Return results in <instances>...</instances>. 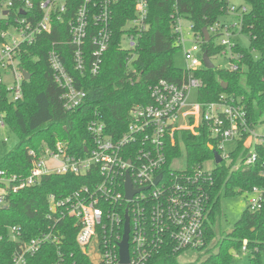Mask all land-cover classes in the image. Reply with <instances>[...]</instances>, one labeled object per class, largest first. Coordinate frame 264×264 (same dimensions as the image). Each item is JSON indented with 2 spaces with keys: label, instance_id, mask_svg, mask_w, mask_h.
I'll use <instances>...</instances> for the list:
<instances>
[{
  "label": "built area",
  "instance_id": "obj_1",
  "mask_svg": "<svg viewBox=\"0 0 264 264\" xmlns=\"http://www.w3.org/2000/svg\"><path fill=\"white\" fill-rule=\"evenodd\" d=\"M118 1L42 0L35 6L32 0H3L0 20H5L7 29L1 32L0 98L2 85H7L12 101L23 98L25 71L20 67L23 48L33 45L44 33L50 34L57 22H68L70 40L53 45L74 47L75 69L81 73L89 69L97 75L113 38V8ZM148 11L149 0H136V16L124 27L123 46L126 41L133 46L134 35L149 29ZM248 12L247 4L234 5L233 0H226L225 16L234 17V21L220 20L209 31L210 37L217 38L218 44L226 48L223 55L230 54L228 69L232 72L246 70L245 65H240L242 55L235 53L234 48L238 35L243 34V18ZM172 18L186 70L190 73L186 82L178 85L160 80L151 87V102L132 111L127 130L118 138L107 132L104 122L93 120L88 126L92 145L85 157L70 155L66 146L58 143L54 149L45 148L39 157L35 151L27 150L28 156L34 159L27 177L0 171V183L4 185L0 187V207L6 206L8 190L16 193L36 186L45 177L72 174L89 177L90 181V185L65 198L49 196L48 219L54 224L30 242L21 243L19 227L9 229L8 239L20 242L12 264H27L28 258L46 244L60 246L62 240L58 232L70 220H74L77 229L76 241L91 264H121L120 244L125 235L126 217L130 227L129 264H147L152 253L167 243H172L177 252L200 251L205 247L212 210L213 170L204 166L178 169L173 166L176 160L168 167L169 145H175L177 132L188 130L197 134L203 128L223 162H231V153L238 142L245 139V145L251 150L246 159H238L235 167L238 169L256 163L255 146L264 144V131L258 134V125L252 126L242 99L223 95L213 103L202 104L197 100L190 103L191 93L198 92L204 85L192 73L206 68L202 50L206 41L194 33L191 24L193 39L186 47L184 19L178 12ZM62 56L60 51L52 49L49 63L55 83L64 91L60 106L72 111L83 104L86 93L76 87ZM182 120L186 124H182ZM6 127L5 116L0 113V129ZM227 143L236 146L229 151ZM128 176L136 192L132 200L126 197ZM246 194L249 211L263 208L264 188L254 187ZM247 246L245 240L241 252L247 254ZM89 249L97 250V260L91 259Z\"/></svg>",
  "mask_w": 264,
  "mask_h": 264
},
{
  "label": "trees",
  "instance_id": "obj_2",
  "mask_svg": "<svg viewBox=\"0 0 264 264\" xmlns=\"http://www.w3.org/2000/svg\"><path fill=\"white\" fill-rule=\"evenodd\" d=\"M32 1L38 6L42 0ZM2 2L0 0V5ZM244 2L249 12L244 15L242 33L249 39V48L237 43L234 52L242 55L240 65H245L246 70L232 72L216 67L203 68L192 75L204 83L197 92L198 102H217L223 95L242 99L254 127L264 124V0ZM135 5L136 0H119L114 6L113 38L97 75L89 69L83 73L75 69L74 47L53 45L70 40L68 22L55 23L50 34L44 33L33 45L23 48L20 67L31 76L23 82V98L12 101L7 85L1 86L0 113L5 116L6 126L14 131L19 142L0 159V171L27 177L34 161L27 150L35 151L39 157L45 148L54 149L58 143L65 145L70 155L85 157L86 150H90L92 145L88 126L96 119L104 122L110 135L120 137L130 124L132 111L151 102V87L160 80L182 85L190 76L186 69L174 64V55L181 51V47L172 16L178 12L201 37H204V29L209 32L218 21L226 19V0H178L177 4L149 0V29L138 35L133 33L134 45L124 49V27L135 18ZM6 29V22L1 19L0 44L3 42L1 32ZM210 39L203 42L202 50L212 60L223 55L226 48L216 44L213 36ZM52 49L63 54L76 87L86 93L83 104L75 110L65 111L60 106L64 91L53 78L49 63ZM256 53L261 56L256 58ZM211 147L218 150L203 128L197 134L188 130L177 132L175 145H169L168 167L182 157L183 148L189 168L215 161ZM250 150L245 139L239 141L231 153L232 161H224L213 170L212 210L206 245L200 250L205 251V258L193 263H180L179 257L183 252L175 251L173 244L167 243L152 253L147 264H232L234 254L241 252L245 240L248 241V264H264V205L257 212L247 208L230 235V230L221 233L219 228L222 197L243 194L254 187L264 188V144L255 146L258 159L254 165L235 168L238 159H246ZM86 185H90L89 177L67 174L45 177L36 186L16 193L8 190L6 206L0 207V264H12L19 249L20 242L8 239L11 227L21 229V243L30 242L54 224L48 219L49 196L65 198ZM58 233L61 245H44L36 255L28 258L27 264H91L76 241L74 220L65 223ZM214 241L213 247L208 248Z\"/></svg>",
  "mask_w": 264,
  "mask_h": 264
},
{
  "label": "rangeland",
  "instance_id": "obj_3",
  "mask_svg": "<svg viewBox=\"0 0 264 264\" xmlns=\"http://www.w3.org/2000/svg\"><path fill=\"white\" fill-rule=\"evenodd\" d=\"M234 5L246 4L243 0H233ZM234 17H227L224 21H234ZM184 28V37L187 40L186 47L191 45V41L193 39L191 33V23L188 20L183 21ZM211 40V39H210ZM236 41L240 46L247 49L249 48V39L244 34H239ZM214 42L216 44L219 43V40L214 37ZM130 48V42L126 41L124 43V49ZM230 54L227 56L218 55L217 57L212 59V63L216 68L219 69H228L230 67ZM256 58H259L261 55L259 53L254 54ZM174 64L176 67L180 69H186V60L184 58L183 51L181 50L179 53L174 55ZM197 99V91H193L190 95L189 101L190 103L196 102ZM182 124H186L185 120L181 121ZM192 128V127H191ZM264 131L263 125H258L257 133L262 134ZM19 142L18 136L10 129L6 127L5 129H0V159L3 158L9 151H11ZM235 143H227V150L232 151L235 148ZM173 166L178 169H185L187 167V159L186 153L183 148L182 157L176 160L173 163ZM205 169L214 170L217 165L214 160L206 161L203 164ZM249 206V196L246 193L243 194H235L231 196H224L221 200V215H220V223L219 228L221 233H225L228 230H231L234 225L241 219L243 213L247 210ZM220 233V234H221ZM219 237H221L219 235ZM215 241L208 247L212 248ZM89 256L92 260H97V250L89 249ZM205 258V251H185L179 257L180 263H193L199 260H203ZM250 261L249 255L243 252L235 253L232 264H248Z\"/></svg>",
  "mask_w": 264,
  "mask_h": 264
},
{
  "label": "water",
  "instance_id": "obj_4",
  "mask_svg": "<svg viewBox=\"0 0 264 264\" xmlns=\"http://www.w3.org/2000/svg\"><path fill=\"white\" fill-rule=\"evenodd\" d=\"M203 33H204L205 41L209 42L210 41V35H209L208 30L204 29ZM203 62H204V65L207 69H214L215 68V66L212 63V60L210 59V57L208 56L207 53H204ZM24 76H25V80H29L31 78V76L27 72H24ZM226 87L227 86L225 85L224 88H226ZM211 149L213 150L212 147H211ZM213 153H214L215 163L217 165H220L223 162L222 157L215 150H213ZM135 193L136 192L133 191V189H132V183H131L130 177L128 176L127 182H126V194H127L126 197H127V199L132 200ZM126 219H127V221H126L125 235H124L122 243L120 244L121 264H129L130 263V252H129L130 227H129L128 217H126ZM231 233H232V230L228 231V235H230Z\"/></svg>",
  "mask_w": 264,
  "mask_h": 264
}]
</instances>
